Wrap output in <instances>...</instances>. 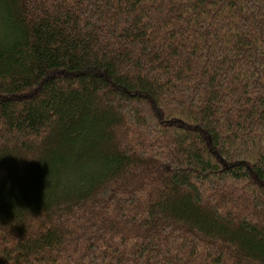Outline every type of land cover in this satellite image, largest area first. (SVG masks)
<instances>
[{
    "label": "trees",
    "instance_id": "1",
    "mask_svg": "<svg viewBox=\"0 0 264 264\" xmlns=\"http://www.w3.org/2000/svg\"><path fill=\"white\" fill-rule=\"evenodd\" d=\"M0 264H264V0H0Z\"/></svg>",
    "mask_w": 264,
    "mask_h": 264
}]
</instances>
